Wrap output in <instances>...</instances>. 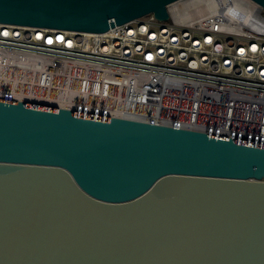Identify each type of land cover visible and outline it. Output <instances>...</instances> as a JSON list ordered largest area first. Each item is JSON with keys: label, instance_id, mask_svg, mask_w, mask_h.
<instances>
[{"label": "water", "instance_id": "obj_1", "mask_svg": "<svg viewBox=\"0 0 264 264\" xmlns=\"http://www.w3.org/2000/svg\"><path fill=\"white\" fill-rule=\"evenodd\" d=\"M176 1L0 0V24L100 34ZM0 264H264V143L0 98Z\"/></svg>", "mask_w": 264, "mask_h": 264}, {"label": "built area", "instance_id": "obj_2", "mask_svg": "<svg viewBox=\"0 0 264 264\" xmlns=\"http://www.w3.org/2000/svg\"><path fill=\"white\" fill-rule=\"evenodd\" d=\"M263 11L178 0L100 34L0 24V98L264 143Z\"/></svg>", "mask_w": 264, "mask_h": 264}, {"label": "rangeland", "instance_id": "obj_3", "mask_svg": "<svg viewBox=\"0 0 264 264\" xmlns=\"http://www.w3.org/2000/svg\"><path fill=\"white\" fill-rule=\"evenodd\" d=\"M262 13L264 14V11Z\"/></svg>", "mask_w": 264, "mask_h": 264}]
</instances>
